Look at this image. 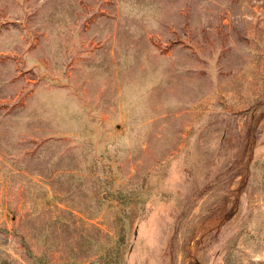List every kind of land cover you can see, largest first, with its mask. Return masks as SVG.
Listing matches in <instances>:
<instances>
[{
  "label": "rangeland",
  "instance_id": "rangeland-1",
  "mask_svg": "<svg viewBox=\"0 0 264 264\" xmlns=\"http://www.w3.org/2000/svg\"><path fill=\"white\" fill-rule=\"evenodd\" d=\"M0 264H264V0H0Z\"/></svg>",
  "mask_w": 264,
  "mask_h": 264
}]
</instances>
